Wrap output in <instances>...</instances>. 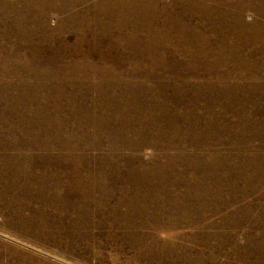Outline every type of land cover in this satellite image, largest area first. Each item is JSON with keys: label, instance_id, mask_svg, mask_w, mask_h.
<instances>
[{"label": "rangeland", "instance_id": "rangeland-1", "mask_svg": "<svg viewBox=\"0 0 264 264\" xmlns=\"http://www.w3.org/2000/svg\"><path fill=\"white\" fill-rule=\"evenodd\" d=\"M0 264H264V0H0Z\"/></svg>", "mask_w": 264, "mask_h": 264}]
</instances>
